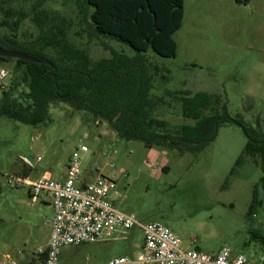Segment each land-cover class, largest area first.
Masks as SVG:
<instances>
[{
	"label": "rangeland",
	"instance_id": "1",
	"mask_svg": "<svg viewBox=\"0 0 264 264\" xmlns=\"http://www.w3.org/2000/svg\"><path fill=\"white\" fill-rule=\"evenodd\" d=\"M86 2L43 0V8L60 15L69 29L64 34L67 46L57 41V49L49 53L61 52L89 68L117 54L135 56L127 44L96 36ZM1 6L28 15L32 11V2L23 0H0ZM183 10L182 25L174 35L176 56L163 58L152 49L144 53L149 64L161 68L152 90V95L163 97L156 114L171 127L193 124L181 98L184 93H207L219 97V107L226 103L228 115L256 129L259 138L264 134V0L249 4L184 0ZM3 18L0 9V35L11 33L1 26ZM38 33L26 20L17 37L29 42ZM2 66L8 69L5 85L10 86L14 65ZM85 116L57 102L50 106L51 122L46 126L0 117V264H30V257L48 243L49 223L55 217L46 193L34 201L27 186L11 187L10 180L16 176L36 180L44 174L64 180L70 157L84 137L89 152L82 154L83 173L98 170L115 178L110 200L119 211L142 223H162L185 248L214 254L227 247L251 264H264V184L260 183L264 173L259 153L253 157L243 153L249 138L241 126L223 123L216 139L193 155L122 139L108 123H88L90 115ZM241 157L243 163L236 166ZM142 243L140 230H120L113 239L64 248L62 263L136 258Z\"/></svg>",
	"mask_w": 264,
	"mask_h": 264
},
{
	"label": "trees",
	"instance_id": "2",
	"mask_svg": "<svg viewBox=\"0 0 264 264\" xmlns=\"http://www.w3.org/2000/svg\"><path fill=\"white\" fill-rule=\"evenodd\" d=\"M23 1L32 2L30 15L11 6H1L4 14L1 26L11 33L0 35V47L37 61L0 55V65L13 64L15 74L10 86L2 89L0 117L46 126L51 122V104L60 102L74 111L86 113L85 117L90 115L88 123L98 120L108 123L122 139L140 141L149 148L193 155L202 153L216 139L223 123L231 122L241 126L248 135L243 153L250 157L259 153V166L264 173V134L259 133L256 138V129H249L242 121L231 118L226 103L219 107V97L184 93L181 99L188 116L194 118L193 124L171 127L168 120L156 114L163 97L152 95V90L161 68L149 64L144 53L152 49L163 58L176 56L174 35L183 22L184 0H87L86 8L92 10L88 14L89 25L96 36L123 42L136 52L133 57L114 55L94 68L74 62L58 51L51 55L50 50L58 47L57 41L67 46L64 34L69 29L65 20L45 10L43 0ZM236 1L249 4L251 0ZM26 20L39 31L34 41L24 42L17 37ZM207 110H210L208 115ZM242 163L241 157L235 165ZM260 183L264 184V176ZM43 261L44 255L31 264Z\"/></svg>",
	"mask_w": 264,
	"mask_h": 264
},
{
	"label": "built area",
	"instance_id": "3",
	"mask_svg": "<svg viewBox=\"0 0 264 264\" xmlns=\"http://www.w3.org/2000/svg\"><path fill=\"white\" fill-rule=\"evenodd\" d=\"M8 76V69L0 65V89L7 87ZM85 141L86 137L80 139L79 146L72 153L64 180H54L49 174L36 180L28 176H16L10 180L11 187L27 186L34 201L46 193L55 212L49 223L48 243L30 257V264L43 255L42 264H63V249L66 247L113 239L120 230L134 229L143 235L138 257H116L96 264H251L244 255H235L227 247L214 254L185 248L181 239L162 223H142L134 215L119 211L110 200V193L116 186L115 178L98 170L83 173L82 154L89 152ZM40 161L41 157H38L36 162ZM27 165L34 168L32 162ZM20 259L24 260L25 255L21 254Z\"/></svg>",
	"mask_w": 264,
	"mask_h": 264
},
{
	"label": "water",
	"instance_id": "4",
	"mask_svg": "<svg viewBox=\"0 0 264 264\" xmlns=\"http://www.w3.org/2000/svg\"><path fill=\"white\" fill-rule=\"evenodd\" d=\"M0 55L3 56V57H10V58H15V59H23V60L33 61V62L37 61L33 57H30V56L25 55V54L20 53V52L6 50V49H4L2 47H0Z\"/></svg>",
	"mask_w": 264,
	"mask_h": 264
},
{
	"label": "crops",
	"instance_id": "5",
	"mask_svg": "<svg viewBox=\"0 0 264 264\" xmlns=\"http://www.w3.org/2000/svg\"><path fill=\"white\" fill-rule=\"evenodd\" d=\"M88 172H89V171H88ZM88 172H87V173H88ZM90 172H91V171H90ZM141 249H142V248H141ZM197 249H198V248H197ZM198 250H199V249H198Z\"/></svg>",
	"mask_w": 264,
	"mask_h": 264
},
{
	"label": "flooded vegetation",
	"instance_id": "6",
	"mask_svg": "<svg viewBox=\"0 0 264 264\" xmlns=\"http://www.w3.org/2000/svg\"><path fill=\"white\" fill-rule=\"evenodd\" d=\"M248 136V135H247Z\"/></svg>",
	"mask_w": 264,
	"mask_h": 264
}]
</instances>
